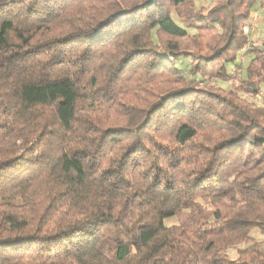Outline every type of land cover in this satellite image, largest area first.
Returning a JSON list of instances; mask_svg holds the SVG:
<instances>
[{
    "label": "trees",
    "instance_id": "obj_1",
    "mask_svg": "<svg viewBox=\"0 0 264 264\" xmlns=\"http://www.w3.org/2000/svg\"><path fill=\"white\" fill-rule=\"evenodd\" d=\"M256 4L0 0V264H264Z\"/></svg>",
    "mask_w": 264,
    "mask_h": 264
},
{
    "label": "rangeland",
    "instance_id": "obj_2",
    "mask_svg": "<svg viewBox=\"0 0 264 264\" xmlns=\"http://www.w3.org/2000/svg\"><path fill=\"white\" fill-rule=\"evenodd\" d=\"M256 1H257V4H256L255 12H254V15H253L252 18L257 17V19H259L258 20L259 22H258V24H257L256 27H254V28L251 27L250 28V33L253 32L252 30H254V32H256V34L254 35V37H252V35L250 34L249 41H250L251 44H253V43H259L261 41V39H263V37H264L263 36L264 35V0H256ZM261 17H262V19H261ZM248 60H249L248 59V56L242 54L240 56L239 63L244 65V64L247 63ZM237 78H238V76H236V79H234V81H233L232 84L230 83V85H226L227 88H229V87L231 88L232 86H234L236 84V82H237ZM212 84L215 86L218 83L212 82L211 85ZM202 85H205V84L202 83ZM175 223H177V220L176 219L171 218V219H167L166 220V224L167 225H172V224H175ZM252 235L254 237H256L257 239H259V240H263V238L259 235V231H257V230L256 231H253V234ZM231 254L234 255V256H236L235 251H232Z\"/></svg>",
    "mask_w": 264,
    "mask_h": 264
},
{
    "label": "crops",
    "instance_id": "obj_3",
    "mask_svg": "<svg viewBox=\"0 0 264 264\" xmlns=\"http://www.w3.org/2000/svg\"><path fill=\"white\" fill-rule=\"evenodd\" d=\"M262 19V17H261ZM253 31V32H252ZM251 32V35L252 37H254V35L256 34V32H254V30H252ZM264 36V35H263ZM262 37V36H261ZM254 100L260 104V105H264V87L262 88V91L260 93V95H258L257 97L254 98Z\"/></svg>",
    "mask_w": 264,
    "mask_h": 264
},
{
    "label": "built area",
    "instance_id": "obj_4",
    "mask_svg": "<svg viewBox=\"0 0 264 264\" xmlns=\"http://www.w3.org/2000/svg\"><path fill=\"white\" fill-rule=\"evenodd\" d=\"M259 19H257V17H255V18H252V21H251V27H256L257 26V24H258V21ZM240 70L239 69H236L235 71H234V73L233 74H235V75H238V74H240Z\"/></svg>",
    "mask_w": 264,
    "mask_h": 264
}]
</instances>
